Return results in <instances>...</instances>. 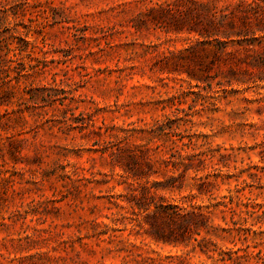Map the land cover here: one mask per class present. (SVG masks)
<instances>
[{
	"label": "rangeland",
	"instance_id": "374dc122",
	"mask_svg": "<svg viewBox=\"0 0 264 264\" xmlns=\"http://www.w3.org/2000/svg\"><path fill=\"white\" fill-rule=\"evenodd\" d=\"M237 1L0 0V79H19L0 98V264H264V82L232 61L204 81L209 53L158 71L199 39V4ZM169 228L177 243L146 233Z\"/></svg>",
	"mask_w": 264,
	"mask_h": 264
},
{
	"label": "trees",
	"instance_id": "16d2710c",
	"mask_svg": "<svg viewBox=\"0 0 264 264\" xmlns=\"http://www.w3.org/2000/svg\"><path fill=\"white\" fill-rule=\"evenodd\" d=\"M170 11H172L171 6L161 8L160 10L162 13ZM199 12L200 14L198 15L203 21L201 28H191L188 30L189 34L195 33L199 39H196L195 44L190 45L184 52H180L177 55L171 54L169 58H166L165 61L160 63L158 71L167 73L178 72L179 74L186 73L191 77L192 74L189 71H174V69H169L168 61L170 59H176L177 61L197 62V54L202 56L203 54L209 53L210 59L204 69L206 72L203 79L204 81L212 79L208 73L213 69V66L218 65L220 62L232 61L236 66L245 64V67H243L241 71L244 75L248 76L247 79H241V81L235 79L236 82L246 84L264 82V0H238L231 8L228 9V7H226L223 10H216V7L211 6L209 3H202L199 4ZM189 14H191V12ZM22 42L24 43L23 49L19 46L16 49H9V51L15 54L13 56L17 57L16 55L25 50L29 45L27 41ZM229 46H231L232 49L229 50ZM1 50L0 48V60H5L4 57L8 51L3 54ZM241 53L243 55L242 57L235 56ZM6 68L8 71H11L15 67L8 65ZM228 74L234 77L235 71L229 68ZM18 80V77L12 78L11 76L2 77L0 79V85H5L0 93L1 99L4 96L9 98L8 96L11 97L14 94L13 91L17 89ZM230 80L231 77L228 83H230ZM12 81H15L16 84L13 85ZM5 102L1 100L0 106L8 104L9 101L6 100ZM113 154H115L112 156L116 158V164H119L123 171L128 173L133 180L147 177V174L143 173L141 170L138 171V169L133 170L124 167L121 159L134 160V158L128 154L127 150L119 148ZM144 194L145 192L141 191L139 196L135 195L132 200V204L138 210L142 211L147 210V205L144 203L146 198ZM158 210V217H160V220L163 221V224L166 226L186 219L198 220V222L194 224L197 230L203 226V224L200 223L203 218L193 212L181 214L178 207H167L163 205H158ZM172 231V228H169L168 233H163L161 231L151 233L149 229L146 230V233L157 243H177L179 239L171 237Z\"/></svg>",
	"mask_w": 264,
	"mask_h": 264
}]
</instances>
